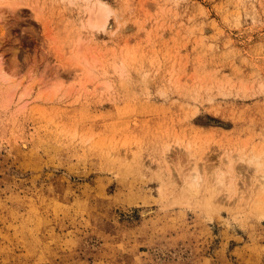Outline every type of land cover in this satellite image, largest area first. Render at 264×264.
Segmentation results:
<instances>
[{
  "label": "rangeland",
  "instance_id": "rangeland-1",
  "mask_svg": "<svg viewBox=\"0 0 264 264\" xmlns=\"http://www.w3.org/2000/svg\"><path fill=\"white\" fill-rule=\"evenodd\" d=\"M102 1L0 0V264H264V0Z\"/></svg>",
  "mask_w": 264,
  "mask_h": 264
},
{
  "label": "bare ground",
  "instance_id": "bare-ground-1",
  "mask_svg": "<svg viewBox=\"0 0 264 264\" xmlns=\"http://www.w3.org/2000/svg\"><path fill=\"white\" fill-rule=\"evenodd\" d=\"M88 10H89V16L87 18V24L91 28L96 29V30L105 29V27L107 26V23H108L109 16L113 14V10L109 7V5L106 4L102 0H88ZM74 64H75L74 66L78 67L77 69H82V70L88 69L87 61L84 64H81L78 61V59H76ZM86 71H88V70H86ZM31 89H32V87H31ZM249 160L256 162L257 168L262 166L261 161H259L260 156L254 155V156L250 157ZM193 177H194V179H197L199 177L198 173H196ZM262 177L264 178V175ZM263 182H264V180H263Z\"/></svg>",
  "mask_w": 264,
  "mask_h": 264
}]
</instances>
